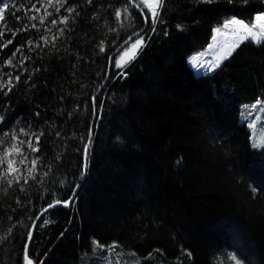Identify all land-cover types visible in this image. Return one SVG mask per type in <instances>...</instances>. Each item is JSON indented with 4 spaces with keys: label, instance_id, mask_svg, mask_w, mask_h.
Listing matches in <instances>:
<instances>
[{
    "label": "trees",
    "instance_id": "16d2710c",
    "mask_svg": "<svg viewBox=\"0 0 264 264\" xmlns=\"http://www.w3.org/2000/svg\"><path fill=\"white\" fill-rule=\"evenodd\" d=\"M8 2L24 7L16 11L19 21L13 9L0 21V77L11 73L20 81L0 92V134L25 128L45 135L37 179L0 182V264H24L34 222L82 183L93 120L87 179L69 209L38 219L27 250L33 264H105V257L230 264V255L264 264V147H252L264 142V43H241L211 73L197 75L190 63L225 20L254 23L264 0H163L154 31L148 10L140 7L145 23L130 0H67L59 14L47 8L54 15L44 25L25 12L43 16L46 4L32 0L41 8L36 13L28 0ZM125 6L128 13L117 20ZM67 7L76 9L67 26H52ZM143 28L137 58L124 69L110 67L118 47ZM21 46L14 66H5ZM94 96L102 105L96 114ZM94 241L118 247L109 255Z\"/></svg>",
    "mask_w": 264,
    "mask_h": 264
},
{
    "label": "snow or ice",
    "instance_id": "6c2138e0",
    "mask_svg": "<svg viewBox=\"0 0 264 264\" xmlns=\"http://www.w3.org/2000/svg\"><path fill=\"white\" fill-rule=\"evenodd\" d=\"M204 2L211 3L214 2V0H204ZM231 2V0H230ZM28 3L31 5V7L28 9V11H35L36 13H40L41 8L36 6V3H40L43 7L45 4L47 7L44 8L45 15L43 16H28L27 12H25V17L29 21H35L39 19V24L44 25L45 20L47 17H53L54 12L56 14L60 13L61 8H64L65 4L67 3V0H36V3H33L32 0H28ZM88 3H92V0H88ZM163 0H137V7H147L150 15H151V22L153 25V31L155 30L154 25L158 20L159 12L158 9L162 7ZM24 7L23 3L19 4V7L15 2L9 3L8 0H0V21H5V13L8 12L10 9H13L14 11L9 12V14L17 21L21 19V17L16 16V11H19L21 8ZM51 7L54 9L53 11H48L47 8ZM68 15L64 16H58V18H52L49 23L52 26H57L58 24H64L67 26L68 21L71 17V14L76 11L75 7H67L64 9ZM128 13V7L125 6L123 10L117 9L115 12V18L117 20H120L121 17ZM143 14V13H142ZM148 22V17L145 16V23ZM27 25L23 26V29H17L12 32L13 37L21 31L26 30ZM31 28L36 29L37 25L35 23L31 24ZM232 29V31L237 34L238 39L233 43L230 49L222 51L225 52L224 55H215V59L211 61H206L203 64L200 65V67H206L209 71H214L217 67L220 66V63L227 58V56L231 55L232 49L239 46V43L242 42V39H249L250 41H254L258 44L264 43V13L257 15L255 17L254 23H246L243 20L237 19V18H231L228 20H225L223 24L220 27L215 28L213 31L215 35H213L212 39L215 41L217 39V36L226 34V30ZM47 31H50L51 29H46ZM58 32L60 36H62L65 32L64 28H58ZM246 33L244 37H239V33ZM5 33L3 31H0V37H2ZM55 39H58L59 37H54ZM131 40V37L128 38ZM41 40L44 41L45 44L48 43V38L45 36H41ZM13 40L9 39L6 41V43L3 45L4 47H7L9 44H12ZM34 41L28 40L27 44L32 45ZM127 44L128 41H125ZM145 43L143 37L137 38L131 45L127 48L122 50V54H119V58L114 61V67L117 69H123L127 63H129L132 59L135 58L136 54L140 50V48ZM39 47V44L36 45ZM22 47L16 48V50L12 53V58H9L6 62L5 66H14L13 65V58L15 57L17 52H20L22 50ZM99 51L104 52L105 46L104 42L101 41L98 45ZM215 45H209V51L214 48ZM205 55L204 53L197 54L195 57L190 58V62H198L200 58ZM111 61V58H109ZM124 73L121 72V75ZM4 76H7V79H3V77H0V92H2L4 95H7L9 92L13 90L16 83H19L20 76L16 75L15 77L12 76L11 73H4ZM97 97L92 98V107H93V113L96 114L98 111V108L102 107V105H97L96 103ZM257 104H261L260 101H257ZM253 108L256 107V105L252 106ZM261 110L264 111V105H262ZM72 113H69V116H71ZM3 121V117L0 116V122ZM250 127H254V125H249ZM45 135L43 130H40L39 132L36 131H29L25 128H19V130H16L13 128L11 131H4L2 134H0V182H6L9 187L13 185V183L20 184L21 180L25 184L29 182V180H36L37 176L36 173L39 171V166L42 163L40 155H36L40 153V141L41 138ZM57 136L60 135L59 132L56 133ZM91 129H89L87 143L84 144V147L82 149L83 152V158H84V169H87V161L90 155L91 150ZM21 137H26L27 139H22ZM83 139V137H82ZM253 148H261L264 147V142L256 143L254 142L252 145ZM44 176L48 175V172L43 173ZM83 175V173H82ZM21 191H24L25 189L23 186H21ZM256 189H253V192H255ZM71 200L66 201H60V200H54L53 202L48 204V208L44 209V212H47L48 209H51L53 207H56L58 205H63L64 207H69L71 205ZM47 223V221H45ZM11 230L9 229V232ZM28 239H31V233L28 235ZM94 244L97 248H106L109 255L115 252V249L118 247L115 243L109 246L100 245L98 241H94ZM123 253H117V255H122ZM129 255L135 256L136 254L130 253ZM230 264H241V262L238 260V258L235 255H230L228 257ZM24 264H33V261L29 258L27 254V245H25L24 255H23ZM105 264H127V262L123 261H113L105 257ZM135 264H140L139 258L137 257ZM221 264H223V261H221Z\"/></svg>",
    "mask_w": 264,
    "mask_h": 264
},
{
    "label": "rangeland",
    "instance_id": "374dc122",
    "mask_svg": "<svg viewBox=\"0 0 264 264\" xmlns=\"http://www.w3.org/2000/svg\"><path fill=\"white\" fill-rule=\"evenodd\" d=\"M147 10H148V8L147 7H145ZM148 12H149V10H148ZM158 12H160V8L158 9ZM149 15H150V12H149ZM260 15V14H259ZM150 18H151V15H150ZM254 22H255V20H254ZM214 35H215V33H214ZM246 35V33H239V37H244ZM143 37V36H142ZM144 38V37H143ZM238 39V36H237V34H235L233 31H232V29H229V30H226V34H224V35H220V36H217V39L214 41L213 39H211V41H210V44L209 45H215V47L214 48H212L210 51H209V46H208V48L205 50V51H203V52H201V53H204L205 55H203L201 58H200V60L198 61V62H190L191 63V66L193 67V69H194V71H195V73L197 74V75H203V74H206V73H211V72H213V71H209L206 67H200V65L201 64H203L204 62H206V61H211V60H214L215 59V55H224L225 54V52L224 51H222V49H224V50H227V49H230L231 48V46L233 45V43L236 41ZM136 39H134L131 43H133L134 41H135ZM247 40H249V39H242V42H240L239 43V45L241 44V43H243V42H245V41H247ZM144 41H145V38H144ZM131 43L127 46V47H125L124 49H127L130 45H131ZM256 43V42H255ZM144 45H145V43L143 44V46L140 48V50L138 51V53L136 54V56H135V58L134 59H136L137 58V56L139 55V53H140V51H141V49L144 47ZM236 48V47H235ZM234 48V49H235ZM234 49H232V51L234 50ZM231 51V52H232ZM120 54H122V52L120 53ZM200 54V53H199ZM196 56V55H195ZM194 56V57H195ZM119 58V55H117L116 57H115V60L116 59H118ZM134 59H132L130 62H132ZM114 60V61H115ZM129 62V63H130ZM129 63H127V65L129 64ZM222 63V62H221ZM220 63V64H221ZM113 65H114V63H113ZM126 65V66H127ZM125 66V67H126ZM124 67V68H125ZM123 68V69H124ZM114 69H117V68H115L114 67ZM262 105H264V104H262Z\"/></svg>",
    "mask_w": 264,
    "mask_h": 264
},
{
    "label": "water",
    "instance_id": "95a60500",
    "mask_svg": "<svg viewBox=\"0 0 264 264\" xmlns=\"http://www.w3.org/2000/svg\"><path fill=\"white\" fill-rule=\"evenodd\" d=\"M130 2L132 3V5L134 6V8H135L136 10H138L141 14L143 13L142 9H141L140 7H137V4H135L132 0H130ZM142 16L145 18V14H144V13L142 14ZM145 30H146V28H143L141 31H139V32H137L136 34H134L133 36H131V40L128 39V40H127V41H128L127 44H129L132 40L136 39V37L139 36V35H141ZM127 44H126V43H123L122 45H120V46L118 47V49L115 51V53L111 56L110 67H111V64H112L114 58L118 55V53L120 54V53L122 52V50H124V48L127 46ZM94 126H95V120H93V122H92V126H91V132H92L91 140H92V142H93V140H94ZM91 144H92V143H91ZM84 163H85V161H84ZM88 164H89V162L87 161V169H86V170L83 168V174H84V176H83L82 183L77 187L75 193L73 194V196H72L71 199H70V200L72 201V203L74 202V200H75V198H76V195H77V193H78V190H79L80 186H81L83 183H85V181H86V179H87V176H88ZM72 203H71V205H72ZM71 205H70L69 207H64V206L61 204V205H58V206L53 207V208L63 207V208L69 209V208L71 207ZM47 208H48V207H47ZM53 208H51V209H53ZM51 209H48V211H50ZM48 211H47V212H48ZM45 213H46V212L43 211V212L40 214V216L37 218V220L34 222L33 227H32V230H31V239H32L33 232H34V229H35V227H36V223H37L38 219H39L43 214H45ZM31 239H30V240L28 239V242H27V250H28V248H29V244H30V242H31Z\"/></svg>",
    "mask_w": 264,
    "mask_h": 264
},
{
    "label": "bare ground",
    "instance_id": "6f19581e",
    "mask_svg": "<svg viewBox=\"0 0 264 264\" xmlns=\"http://www.w3.org/2000/svg\"><path fill=\"white\" fill-rule=\"evenodd\" d=\"M114 60H115V58H114ZM114 60H113V63H114Z\"/></svg>",
    "mask_w": 264,
    "mask_h": 264
}]
</instances>
